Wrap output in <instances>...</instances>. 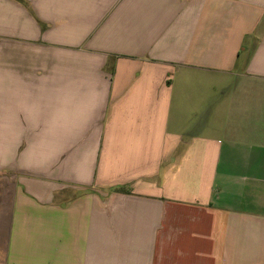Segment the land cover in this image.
<instances>
[{
    "label": "crops",
    "instance_id": "crops-1",
    "mask_svg": "<svg viewBox=\"0 0 264 264\" xmlns=\"http://www.w3.org/2000/svg\"><path fill=\"white\" fill-rule=\"evenodd\" d=\"M0 264H264V0H0Z\"/></svg>",
    "mask_w": 264,
    "mask_h": 264
},
{
    "label": "trees",
    "instance_id": "trees-1",
    "mask_svg": "<svg viewBox=\"0 0 264 264\" xmlns=\"http://www.w3.org/2000/svg\"><path fill=\"white\" fill-rule=\"evenodd\" d=\"M121 191H127V190H123V189H121Z\"/></svg>",
    "mask_w": 264,
    "mask_h": 264
}]
</instances>
